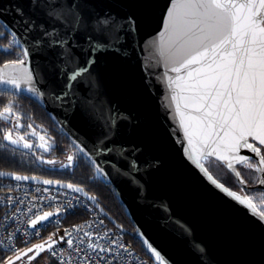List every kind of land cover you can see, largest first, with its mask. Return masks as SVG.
<instances>
[{
	"label": "snow or ice",
	"instance_id": "snow-or-ice-1",
	"mask_svg": "<svg viewBox=\"0 0 264 264\" xmlns=\"http://www.w3.org/2000/svg\"><path fill=\"white\" fill-rule=\"evenodd\" d=\"M13 10L17 30L11 32L12 45L22 48V58L13 59L0 68V85L26 91L37 99L44 97L45 91L38 87L43 86L44 81L34 79L33 72L26 65L33 50L51 52L53 60L48 65L46 77L49 81L47 100L66 113H79L94 133L93 147L89 148L84 140L73 142L75 151L67 155V163L60 167L71 169L79 160L87 168L83 159L87 158L97 174L111 176L114 172L121 179L128 180L137 190L138 203L159 209L164 213L163 219L170 222L166 201L151 198L142 179L149 170L158 167L159 162L138 145L118 142L121 126H131L134 118L112 102L103 71V57L108 53L127 57L128 40L135 42L137 39V18L130 13L119 15L111 10L102 11L95 0H30L28 12L19 6H14ZM30 13L36 16L42 13L47 23H38ZM154 43L166 67L175 73L168 76V86L172 90L174 112L179 116L187 140L184 149L187 158L216 188L222 189L239 204L254 208L250 198L241 197L229 191L224 183H218L210 169L231 170L243 185L237 165L246 166L259 172L260 183L264 184V153L260 147L264 146V0H170L163 30ZM74 50H79L83 62ZM0 53L5 56L15 54L11 46L0 49ZM52 77L59 84L58 90L51 82ZM81 85L85 86L84 91H81ZM12 113L13 105L9 103L0 117L7 120ZM19 119L17 116L15 128L21 127ZM27 127L32 129L31 135H37L33 125ZM3 139L17 146L23 142L25 149L33 147L23 135L14 139L11 131H6ZM38 139L44 141L45 136L39 135ZM37 147L48 151L44 143ZM241 149H247L254 156L241 155ZM102 155L112 158L105 160V164L111 165L107 173L98 162ZM41 163L55 165L56 161L41 160ZM4 175L9 174L0 172V176ZM12 179L17 182L37 181L36 176L27 175H12ZM42 183L66 188L72 193H84L90 201L96 200L95 196H88L83 187L72 183L62 184L50 179H44ZM48 191L44 189V192ZM8 199L12 201L11 197ZM54 199L52 195L39 198L42 204L49 202L44 205L46 207H52ZM72 207L71 200L58 205L55 215L59 216ZM29 211L34 216L29 220L33 229L51 223L54 215L51 211H42V208L35 211L29 208ZM258 217L264 221V211ZM103 223V220L99 221V225ZM88 229L77 227L75 240L70 238L73 233L66 231L59 241L50 237L45 243L26 250H14L15 258L9 257L4 264H16L24 259L31 264L46 250L56 255L58 242L66 243L72 250L60 264H73V261L74 264H120L121 258L134 255L110 230L98 235L92 233V225H88ZM180 231L183 238L194 243L193 251L201 256L204 264V246L194 242L190 228ZM34 234L38 235V232ZM137 239L141 240L142 246L147 245L156 264H165V257L143 239L142 234H138ZM131 264H137V260L133 258Z\"/></svg>",
	"mask_w": 264,
	"mask_h": 264
},
{
	"label": "water",
	"instance_id": "water-1",
	"mask_svg": "<svg viewBox=\"0 0 264 264\" xmlns=\"http://www.w3.org/2000/svg\"><path fill=\"white\" fill-rule=\"evenodd\" d=\"M95 3L102 11L111 10L119 15L130 13L138 20L137 39L135 42L128 40L127 57L121 58L115 53H108L103 57L105 61L103 71L112 102L134 118L131 126H121L118 142L138 145L143 148L144 153L159 162L158 167L149 170L142 179L151 198L166 201L171 221L166 222L163 219L164 213L159 209H154L149 204L138 203L137 190L128 180L121 179L114 172L111 176L105 175L100 178L116 191L117 200L130 220L133 231L124 229L105 211L97 199L93 202L84 193L77 194L85 197L114 227L125 236L137 240L141 246L142 242L137 239V235L142 234V238L147 239L165 257V264H202L201 256L193 251L194 243L190 244L188 239L182 237L180 230L183 228H190L194 242L201 243L206 249L204 264H264V221L258 217L261 211L256 206L249 208L239 204L222 189L216 188L195 163L187 158L184 151L187 140L179 124V116L174 112L172 90L168 86V76H174L175 73L166 67L154 43L163 30L170 0H95ZM29 5L30 0H0V23L10 34L13 30H17L14 23L17 19L14 6L22 7L28 12ZM30 15H33L38 23H47L43 20L42 13L40 16H36L35 13ZM20 49L22 51V48ZM74 51L83 62L79 50ZM52 60L51 52L33 50L26 65L33 72L34 79L44 81L43 86L38 85L45 91L44 97L37 99L26 91H18L6 85H0V91L32 99L48 114L57 129L72 145L73 142L80 143L84 140L91 148L94 133L85 119L79 113L76 115L66 113L47 100L46 85L49 81L46 77L49 72L48 65ZM0 68H3V65ZM51 82L56 84L58 90L59 84L55 77L51 78ZM80 89L84 91L85 86L81 85ZM6 143L18 150L27 151L22 146L12 145L8 141ZM260 147L264 152V146ZM240 154L254 156L247 149H241ZM109 159L112 158L102 155L98 160L103 165L105 173L111 170V165L105 164V160ZM240 167L241 165H237L238 171ZM93 168L95 169L94 166ZM59 170L64 169L60 167ZM227 171L232 174L240 187L233 189L225 184L229 191L241 197H248L246 193H264V184L260 183L259 172H257L258 182L255 185H249L241 174V179L244 180V184L241 185L235 173L231 170ZM0 172L9 174L0 176V180L15 181L12 175H26L6 170ZM210 174L218 183H222L211 171ZM44 179L37 177L39 182L31 180L23 182L44 185L42 183ZM45 186L58 188L54 185ZM59 189L71 192L66 188ZM88 196L93 195L88 193ZM56 216L54 213L52 218ZM42 243L45 241L37 244ZM142 248L155 259L147 249V245H143ZM44 254L50 252L46 250L39 256Z\"/></svg>",
	"mask_w": 264,
	"mask_h": 264
},
{
	"label": "built area",
	"instance_id": "built-area-1",
	"mask_svg": "<svg viewBox=\"0 0 264 264\" xmlns=\"http://www.w3.org/2000/svg\"><path fill=\"white\" fill-rule=\"evenodd\" d=\"M18 58H22V53ZM96 177L99 178L97 175ZM94 180L95 178H91V181ZM107 186L116 196V191L113 187ZM45 188L49 189V191L44 192ZM38 189L39 191H37ZM49 195L55 196V199L51 201L52 207L44 206L49 203L48 201H44L42 204L39 200L41 196ZM9 197L12 198L11 202L8 199ZM69 200L73 204L70 210L52 218L51 223L44 224L43 227L39 226L37 229L30 227L29 220L34 218V216L29 211V208H33V211L36 208H42V211L55 213L58 205L65 204ZM77 200L79 203H77ZM16 201H23V203H16ZM76 213L84 214V219L71 224L65 223L68 215ZM100 220L104 221L103 225H99ZM88 225H92L91 231L93 234L103 235L104 231L110 230L118 235L120 242L125 244L129 251L134 254L133 256L121 258L120 264H131L133 258L137 260V264H156L154 258L146 256L137 250L133 242L127 240L123 232L114 227L101 211L82 195L45 185L0 180V253L13 257L14 250H24L37 243L47 241L50 237L58 240L59 237L65 235L66 231L72 232L73 236L70 238L75 240L78 235L75 229L83 226V230L87 231L89 230ZM36 232H38V235L34 234ZM55 252L56 255L50 253V256L60 264V261L67 258L72 250L68 248L66 243L60 242L55 246Z\"/></svg>",
	"mask_w": 264,
	"mask_h": 264
},
{
	"label": "trees",
	"instance_id": "trees-1",
	"mask_svg": "<svg viewBox=\"0 0 264 264\" xmlns=\"http://www.w3.org/2000/svg\"><path fill=\"white\" fill-rule=\"evenodd\" d=\"M1 29L2 26L0 24V30ZM14 53L15 54L13 56L4 58V60H11V58L15 59L18 54L21 53V49L15 47ZM0 61H2V59H0ZM10 94L14 95L10 92L0 91V111H2L3 108L8 105L9 100L8 97H6L5 95ZM13 105L15 107L14 109L21 113L22 117L31 118L33 116V122L36 123L38 128H41L44 131L54 135L55 143L50 148V155H52L54 151L64 153L67 150L66 152H68V149H70L72 143L68 140L65 135H63L57 129L48 114L35 101L26 96L18 95V98L17 100H15ZM2 152L3 151L0 150V170H6L21 174L37 171L36 169H32L28 166H25L26 163L21 162L24 159L22 156H19V158L16 159L12 157V159H9L10 156H7V154L9 153L3 152L2 154ZM83 159L84 164L87 165V168L82 166L80 161L77 160L71 169L60 171L59 168H57L52 169V171H54L55 174H58V176L61 175L62 181L83 187L85 191L96 197L97 201L105 209V211L109 213V215L112 216L121 226H123L124 229L133 231V226L128 217L126 216L123 207L117 200V197L112 193L109 187L101 179L96 177L97 173L93 166L85 158ZM239 169L249 185H255L257 183L258 173L255 170L245 169L243 167H240ZM210 171L222 183L226 184L227 186L233 189H240L235 178L232 176L231 173L226 170V168H213L210 169ZM92 177H96L94 182L90 181ZM254 193L257 192H253L250 194ZM82 219H84V214L82 213L70 214L66 217L65 223L71 224L78 222ZM126 238L127 240L133 242L136 249L139 250L142 254L149 256L143 250L141 244L137 240L133 239L130 236H126ZM50 257V254H48L47 258ZM0 258H2L0 259V264H2L7 260L8 257L6 254L0 253Z\"/></svg>",
	"mask_w": 264,
	"mask_h": 264
},
{
	"label": "flooded vegetation",
	"instance_id": "flooded-vegetation-1",
	"mask_svg": "<svg viewBox=\"0 0 264 264\" xmlns=\"http://www.w3.org/2000/svg\"><path fill=\"white\" fill-rule=\"evenodd\" d=\"M1 26H2V29L0 30V49L9 48V46H11V50L14 51L15 45H12V43H11L12 42L11 34L4 28V26L2 24H1ZM5 35H7L6 39L4 38ZM8 57L9 56H5L2 53H0V59L4 60V58H8ZM11 60H13V58H11ZM11 60L7 59L6 61L9 62ZM0 65H3V64H0ZM13 96L14 97L12 99L15 102V100H17V98H18V95L14 94ZM2 112H3V110L0 111V113H2ZM18 112L19 111H17L16 109H13V113L9 115L7 120H5L2 117H0V119H1V121H0V137L3 138V136H4L6 131H11L14 139L17 138L20 135H23V136H25V140L26 141H28V142L33 144V142H34L33 139L34 138H38L39 135H43L44 134V136L49 141V143L45 147V148L48 149V151H44V150L41 149L42 152L39 153L38 155H40L42 158L41 157H37V154L33 153V155L35 157H37L36 159H34V160H36V161H34V163H36L37 171L31 172V173H24V174L30 175V176H37V177H40V178H45V179H50V180L62 181L61 180V175L55 176V175H58V174H55V172L52 171V169L60 168L61 164L67 163L66 157H67V155L72 154L75 151L74 146L73 145L70 146V149H68V152H66L67 150L64 153H60V152L54 151L52 153V155H50V152H51L50 148L55 143L54 135L50 134L49 132L44 131L41 128H38L36 123L33 122V120H34L33 116L31 118H25V117H22L20 112H19L20 114ZM17 116L20 117L19 123H20L21 127H19V128H15L14 127V124L16 122V117ZM29 124L33 125V128L35 129L37 135H31L32 129H29L27 127V125H29ZM22 144H23V142H21L20 146H22ZM26 150L27 151H25V152L32 153L28 149H26ZM41 160H54V161L57 162L58 165L57 166L56 165H47L46 163H41ZM241 167H243V166H241ZM243 168L248 169L247 167H243ZM64 170H67V169H64ZM62 182H64V181H62ZM256 194H264V193L257 192ZM30 247H28V248H30ZM26 249L27 248H25L24 250H26ZM30 255H35V253H31ZM47 255L48 254H44L42 256L36 257V259L33 260L31 262V264H40L41 261H43ZM2 264H4V263H2ZM16 264H28V262H27L26 259H24V260H21V261H17Z\"/></svg>",
	"mask_w": 264,
	"mask_h": 264
},
{
	"label": "rangeland",
	"instance_id": "rangeland-1",
	"mask_svg": "<svg viewBox=\"0 0 264 264\" xmlns=\"http://www.w3.org/2000/svg\"><path fill=\"white\" fill-rule=\"evenodd\" d=\"M12 43V42H11ZM22 53V51H21ZM19 53L18 56L15 58L17 59L19 57V55L21 54ZM2 62V63H1ZM7 63L6 60H2L0 61V64H5ZM1 66V65H0ZM6 97H8V105L9 106V103H11L12 105L14 104V101H13V95H5ZM14 105H13V109H14ZM44 135V134H43ZM33 147L31 149H28L29 151H31L32 153H28V152H25L23 150H18L12 146H10L9 144L6 143V141L0 137V150L3 151L4 153L8 152L9 154H7V156H10L9 159H12V158H19V156H22L24 159L21 161V162H24L26 163L25 166H28L32 169H36L37 170V167H36V163H34V159H36L37 157H41L40 155H38L39 153L42 152V150L37 147V145H39L40 143H44L45 144V147L47 146V144L49 143L48 139L45 137V140L44 141H40L38 138H34L33 139ZM2 152V154H3ZM33 153L37 154V157H35L33 155ZM262 153H264L262 151ZM12 157V158H11ZM42 158V157H41ZM19 160V159H18ZM3 161V160H2ZM11 165V164H10ZM49 165V164H47ZM56 166L58 165L57 162L55 164ZM60 165V164H59ZM243 167H246V166H243ZM55 175V174H54ZM55 176H58V175H55ZM97 176L100 178V175L97 174ZM243 176V175H242ZM92 178H96V177H92ZM101 179V178H100ZM91 181V179H90ZM95 181V180H94ZM94 181H91V182H94ZM247 181V180H246ZM248 183V182H247ZM247 196L251 199V201L254 203V205L262 212L264 211V194H249V193H246ZM40 264H58L55 260L52 259V257L50 258H47V256L45 257V259L43 261H41Z\"/></svg>",
	"mask_w": 264,
	"mask_h": 264
},
{
	"label": "bare ground",
	"instance_id": "bare-ground-1",
	"mask_svg": "<svg viewBox=\"0 0 264 264\" xmlns=\"http://www.w3.org/2000/svg\"><path fill=\"white\" fill-rule=\"evenodd\" d=\"M100 177H101V175H100Z\"/></svg>",
	"mask_w": 264,
	"mask_h": 264
}]
</instances>
